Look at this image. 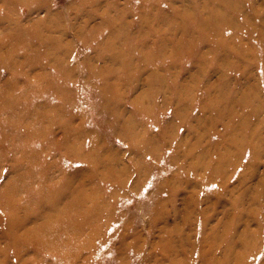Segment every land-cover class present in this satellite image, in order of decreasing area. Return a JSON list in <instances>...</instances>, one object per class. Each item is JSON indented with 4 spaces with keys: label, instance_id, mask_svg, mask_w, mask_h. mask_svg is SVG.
<instances>
[{
    "label": "rangeland",
    "instance_id": "rangeland-1",
    "mask_svg": "<svg viewBox=\"0 0 264 264\" xmlns=\"http://www.w3.org/2000/svg\"><path fill=\"white\" fill-rule=\"evenodd\" d=\"M0 264H264V0H0Z\"/></svg>",
    "mask_w": 264,
    "mask_h": 264
}]
</instances>
